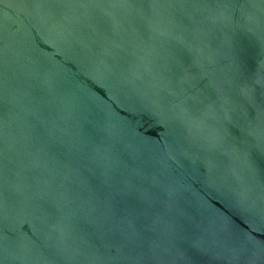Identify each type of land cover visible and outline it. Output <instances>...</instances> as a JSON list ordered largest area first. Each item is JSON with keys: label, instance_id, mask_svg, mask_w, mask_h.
<instances>
[{"label": "water", "instance_id": "water-1", "mask_svg": "<svg viewBox=\"0 0 264 264\" xmlns=\"http://www.w3.org/2000/svg\"><path fill=\"white\" fill-rule=\"evenodd\" d=\"M0 264H264V0H0Z\"/></svg>", "mask_w": 264, "mask_h": 264}]
</instances>
